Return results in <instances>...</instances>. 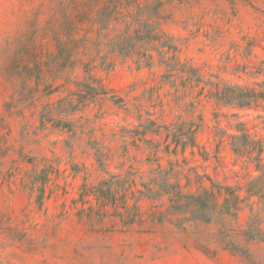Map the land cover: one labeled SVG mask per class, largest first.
I'll return each instance as SVG.
<instances>
[{
    "label": "rangeland",
    "instance_id": "obj_1",
    "mask_svg": "<svg viewBox=\"0 0 264 264\" xmlns=\"http://www.w3.org/2000/svg\"><path fill=\"white\" fill-rule=\"evenodd\" d=\"M0 264H264V0H0Z\"/></svg>",
    "mask_w": 264,
    "mask_h": 264
},
{
    "label": "trees",
    "instance_id": "obj_2",
    "mask_svg": "<svg viewBox=\"0 0 264 264\" xmlns=\"http://www.w3.org/2000/svg\"><path fill=\"white\" fill-rule=\"evenodd\" d=\"M245 104L250 105L251 101ZM115 185L112 182L102 183L99 187L94 188L90 194H94L101 203L111 206L117 205L122 201L118 198L119 193L114 190ZM140 194L141 197L152 200H158L167 195L172 205L171 208L177 211L180 209L187 210V213H190L195 221H202L201 216H208L218 206L216 198L209 191L198 196H185L180 184L170 186L167 182L153 181L151 185L145 186V190L140 191ZM210 197L213 199L212 207L209 205ZM139 200V198L136 199V202ZM228 203L227 201L224 209L228 208Z\"/></svg>",
    "mask_w": 264,
    "mask_h": 264
}]
</instances>
